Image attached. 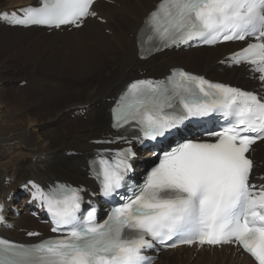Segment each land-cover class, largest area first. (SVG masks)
<instances>
[{
    "label": "snow or ice",
    "instance_id": "obj_1",
    "mask_svg": "<svg viewBox=\"0 0 264 264\" xmlns=\"http://www.w3.org/2000/svg\"><path fill=\"white\" fill-rule=\"evenodd\" d=\"M96 4L37 0L18 9L21 15L13 13L9 22L79 29L89 19H102ZM4 18L9 19L7 14ZM192 41L242 42L230 62L248 65L264 84V0H157L145 18L141 53ZM111 114L112 127L135 130L138 143L156 142L186 121L216 114L224 124L155 152L157 162L143 183L128 187L129 194L102 222L94 206L83 212L82 187H42L29 180L23 187L30 186L31 203L51 217L52 232L59 234L31 245L0 238V264H151L146 252L158 245H232L249 254L254 264H264V182H253L251 158L253 146L264 143V96L180 69L166 80L130 83ZM117 139L129 146L103 149L90 161L104 197L127 186L137 155L131 140ZM4 207L0 203V212Z\"/></svg>",
    "mask_w": 264,
    "mask_h": 264
},
{
    "label": "bare ground",
    "instance_id": "obj_2",
    "mask_svg": "<svg viewBox=\"0 0 264 264\" xmlns=\"http://www.w3.org/2000/svg\"><path fill=\"white\" fill-rule=\"evenodd\" d=\"M156 1L114 0L113 3H108L98 0L97 9L107 19L106 23L89 19L82 28L69 32L64 30L33 36L32 31L37 29L6 27L0 23V73L6 72L12 61L11 56L22 54L18 50L23 48L28 54L25 59L19 54L15 58H21L24 74L30 79V90L19 88L23 91L20 93L18 89V96L21 97H18V101L22 100V104L18 103L16 116L20 120L14 121L15 125L10 126L6 124L9 120H0V160L8 158L0 161V197L7 198L13 191L18 192V186L28 179L42 182L53 179L90 181L85 169L87 156L94 148L90 141L100 138L110 130L111 116L108 108L111 103L108 99L115 96L128 80L136 77L140 70L162 75L172 66L184 64L189 67L192 64L191 67L200 68L196 64L204 63L202 71L211 70L219 76L245 77L246 71L243 67L218 71L220 66L217 60L233 50L232 44L189 51H165L146 61L140 60L137 32L144 16ZM28 2L29 0H0V7ZM11 49L13 50L10 51ZM33 52L36 54L33 64L26 63L27 57ZM53 64L62 72L68 67L80 69L78 74L87 80L89 78L90 89L86 99L69 101L55 109L52 107L63 102L70 92L64 91L61 83L51 80L47 74L41 72L50 71ZM107 65L111 66L106 71H101ZM32 69L35 70L31 72ZM79 91L81 90L78 86L73 92ZM88 98L91 99L87 100ZM84 108L87 109L86 121L80 116ZM29 125L32 127H28ZM73 126L77 131L71 130ZM3 130L10 131L6 135L1 132ZM7 136L20 148H26L14 151L9 156L8 149L16 150L18 145L8 146L2 151L8 140ZM58 140L59 143L56 144ZM69 150H77L79 154L70 156L67 154ZM255 156L261 164V172L264 173V143L257 145ZM6 178L9 179L7 183ZM13 200L20 205L15 198ZM29 219L28 215H22L15 222L20 227L25 222L31 223ZM172 252L174 251L162 256L163 259L158 264H191L184 255H170ZM196 258L197 263L206 264H252L248 258L229 255L227 252H214L211 255L210 252L202 251Z\"/></svg>",
    "mask_w": 264,
    "mask_h": 264
},
{
    "label": "rangeland",
    "instance_id": "obj_3",
    "mask_svg": "<svg viewBox=\"0 0 264 264\" xmlns=\"http://www.w3.org/2000/svg\"><path fill=\"white\" fill-rule=\"evenodd\" d=\"M22 4H24V3H19V4H15V5L16 6H20ZM6 6L7 5L2 6V7H6ZM34 32L36 34H34ZM32 33H33V36H35V35H37V36L44 35V33L39 35L40 31H38V30L37 31L33 30ZM23 36L24 35H22V37ZM12 50L13 49H11L10 51H12ZM18 51H22V54L17 53V55L18 54H19V56L23 55L24 59L28 55L26 53V50L23 49V48H22V50H18ZM169 54H171V53H169ZM169 54H166V55H169ZM17 55L16 56H14V55L11 56L12 61L10 62L11 64L10 63L8 64L9 67L7 66L6 72L3 73V74L0 73V117H1L0 120L1 121H4L5 119L9 120L8 121L9 123H6V124H9V126L10 125H15V123H13V122L20 120L16 116L17 115V109H18V103L22 104L21 103L22 100L18 101V97H20V96H18V89L19 88H23V89H26V90H30V87H28L30 85L29 83L27 85H23V86L20 84L23 80L29 81V79H28V76L26 74H24V70L25 69L22 66L23 65L22 62L20 61L21 58L19 56H18L17 59L15 58V57H17ZM35 55H36L35 52H33L32 55H29L27 57L26 63H32L34 58H35ZM200 62H203V61H200ZM55 65L56 64L52 65L53 68H51L50 71L45 72V71L42 70L41 72L42 73L44 72V75L47 74V77H50L51 80H55L56 82L61 83V87H62V89L64 91L67 90V91H70V92L67 94V97L65 98V100L63 102H60V103H58L56 105H53L52 107L55 109L56 106L62 105L64 103H68L69 101L76 102V101H82V100L86 99L87 92L90 89L89 82H88L89 78L87 80V78H84L83 76L79 75L78 72H79L80 69L78 70L77 68H74V67H68V68L65 69L64 72H62L59 69V67H56ZM196 65L200 66V68H202V67L204 68V63H202V64L199 63V64H196ZM110 66L111 65L105 66L101 71H106L107 68H109ZM191 66H193V65L190 64L189 67H191ZM21 67H23V68H21ZM193 68H195V67H193ZM34 70L35 69H32L31 72H33ZM36 71L38 72L39 70H36ZM91 79H92V77H90V80ZM78 86L80 87L81 91L73 92L74 88L78 87ZM19 90H20V93H23V91H21V89H19ZM91 98H88L87 100H90ZM82 119L84 121L87 120L86 117H83ZM68 123H70V122H68ZM70 124H72V123H70ZM4 126H6V125H4ZM28 127H32V126L29 125ZM55 127H57V126H55ZM74 127L75 126H73L71 128V130L77 131V129L74 128ZM57 128L66 129L65 127H57ZM43 129L45 130L46 128H43ZM12 130H14V129H12ZM9 131L10 130H7V131L3 130L1 132H3L6 135H8ZM9 137L7 136L8 140L4 144V146L2 147V151H4L6 148H8V146L18 145L16 143H14L13 141H11ZM58 143H59V140L56 141V144H58ZM25 148H26L25 146L20 148V146L18 145L16 150L8 149V153H10L9 156L11 154L13 155L14 151L18 152V150H23ZM28 150H29V148H28ZM7 159H2V160H7ZM2 160H0V161H2ZM8 181H9V179L6 178V183ZM196 264H206V262L197 263V261H196Z\"/></svg>",
    "mask_w": 264,
    "mask_h": 264
}]
</instances>
